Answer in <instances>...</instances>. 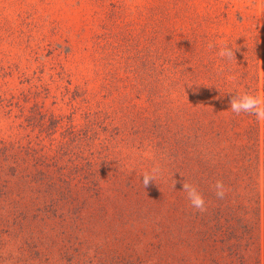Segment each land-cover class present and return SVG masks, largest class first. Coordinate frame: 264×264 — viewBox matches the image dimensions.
Returning a JSON list of instances; mask_svg holds the SVG:
<instances>
[{
	"label": "rangeland",
	"instance_id": "1",
	"mask_svg": "<svg viewBox=\"0 0 264 264\" xmlns=\"http://www.w3.org/2000/svg\"><path fill=\"white\" fill-rule=\"evenodd\" d=\"M225 45L264 96V0H0V264H264V121L252 141L190 99L163 116L165 83L200 99L225 77Z\"/></svg>",
	"mask_w": 264,
	"mask_h": 264
},
{
	"label": "trees",
	"instance_id": "2",
	"mask_svg": "<svg viewBox=\"0 0 264 264\" xmlns=\"http://www.w3.org/2000/svg\"><path fill=\"white\" fill-rule=\"evenodd\" d=\"M172 40V39H171ZM170 42V41H169ZM164 48H166L165 55L170 59L171 56V48L169 45H166ZM240 61H235V58L231 59V62L229 64H224L226 69L234 72V77L229 76L228 73H224V75H221L223 70L220 71L219 75H213L211 79L210 87L206 90L198 89V93H204V97L200 99H194V97H191L189 95L187 96H180V95H174L173 91L171 90V86L169 84L165 83V92L166 97H164L166 107H164L165 114L171 113V107L174 103H179L178 111H182L185 113V110L182 107V101L186 105V101L189 99L192 100L191 102H197L198 104H201L205 106L206 110L207 108L211 111L209 115L217 118L224 123V119L226 120L229 115H233L234 113L230 110L229 105V97L237 94H243L245 92L250 93L252 95H255V81H256V74L254 72V69H250L246 63H240ZM235 78H238V81H235ZM171 82V81H168ZM231 87V88H230ZM231 91V94L228 91ZM226 91L227 93H225ZM180 96V97H179ZM190 113V110L187 111ZM208 114V112H206ZM236 115V114H235ZM241 119L240 121L243 123H246V129L247 134L250 137V140L254 141L255 138V128H254V115L241 113ZM222 117V119H221ZM168 117H164V121L169 124L170 120ZM191 121V118H190ZM196 123L198 124V128H196L197 135L194 136L195 139H200L203 136H206L205 139L209 140V147L208 145L206 147H201V143H198L196 155L202 159L203 163L207 165V168L211 167L210 169H213L215 171L221 172L224 167V163L220 162L221 160L225 159H219V157L226 158V149L221 147V142L219 141V135L218 133H214V127L217 126L215 124V120L211 119L210 122H201L200 119L196 118ZM212 126V127H211ZM166 132V130L164 131ZM163 138L165 139L166 136L164 135ZM205 143V142H204ZM203 143V146H204ZM251 148H250V147ZM255 144L250 143L248 146H245L246 149H248L252 154V151L254 152ZM210 148V153H209ZM196 149V148H195ZM253 149V150H252ZM254 154V153H253ZM254 156V155H253ZM205 157V158H204ZM211 165V166H210Z\"/></svg>",
	"mask_w": 264,
	"mask_h": 264
},
{
	"label": "clouds",
	"instance_id": "3",
	"mask_svg": "<svg viewBox=\"0 0 264 264\" xmlns=\"http://www.w3.org/2000/svg\"><path fill=\"white\" fill-rule=\"evenodd\" d=\"M210 47L212 45H209ZM219 55L229 60L233 59L234 52L227 45L221 48ZM229 105L232 113L239 115L246 113L254 115L257 121H264V96L252 95L250 93L237 94L229 97ZM163 170L159 165H154L150 171H145L142 175V184L147 188L151 182H156L158 177L162 176ZM177 183L173 182V188ZM214 187V194L218 199H223L226 195L227 189L222 181L217 180ZM182 191L186 194V199L190 206L200 213L205 212L206 202L203 194L198 190V187L188 183L185 179L182 181Z\"/></svg>",
	"mask_w": 264,
	"mask_h": 264
}]
</instances>
